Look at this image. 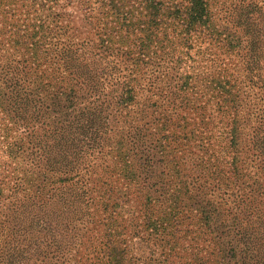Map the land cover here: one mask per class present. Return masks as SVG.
<instances>
[{"label": "trees", "instance_id": "1", "mask_svg": "<svg viewBox=\"0 0 264 264\" xmlns=\"http://www.w3.org/2000/svg\"><path fill=\"white\" fill-rule=\"evenodd\" d=\"M56 1L30 0V4L43 7ZM79 3L98 15L94 27L102 51H88V44L83 42H69L60 48L55 43L51 47V55L61 61L77 83V92L43 90L40 83L29 81L28 72L23 73L24 67L19 66V62L25 63L23 60L0 64V110L14 127L30 133L23 151L28 176L15 188L23 194L9 197V216L4 217V223H9L11 217L14 226L20 218L23 234L29 235L25 247L32 250V257H38L46 256L44 250L39 252L42 246L48 249L57 245L51 233L84 221L89 199L88 179H83V173L90 168L93 153L102 152L112 119L115 126L119 123L127 128L113 146L121 174L147 184L146 190L157 193L167 203L161 218L150 222V200L145 198L144 207L150 215L146 217L150 222L147 228L153 234L166 244L174 243L179 232L178 216L185 210L194 214L192 217L199 224L201 243H211L213 264H264V110H259L249 133L242 135L238 123L240 104L230 81L210 79L202 87L193 73L198 57L210 51V46L227 53L244 44L241 51L246 80L264 94V73L260 74L264 69V45L259 44L264 35L256 20H251L254 13L249 6L241 7L245 8L237 15V26L245 39L239 40L219 31L207 0ZM20 30L17 29L21 32L16 36L18 40L31 42L32 46L46 42V36L33 41L37 32ZM203 43L206 45L201 49ZM111 54L126 63V75L118 77L120 69L109 60ZM114 75L116 80L121 78L115 86L119 91L111 101H106L101 92L104 78L112 79ZM161 75L165 78L162 99L172 108L159 114L149 113L144 104L135 102V89L142 83L153 86ZM194 88L208 90L217 99V111L228 119L221 132L224 145L215 155L213 149L207 154L209 138H201L193 128L185 131L173 113L175 105L185 101L183 93ZM49 109L58 118L51 117ZM196 109L199 107L194 105L193 110ZM116 114L120 116L118 120H114ZM150 127L153 132L147 133ZM177 130L180 137L176 136ZM191 141L203 152L193 146L199 156L191 160L188 170L183 164L179 170L183 158L176 154L188 148ZM22 149L21 144H6V153L13 160L21 156ZM168 156L171 158L164 164L162 158ZM251 163L255 168L252 174L247 171L252 169ZM157 165L161 168L156 174ZM5 204L0 193V218L4 216ZM53 216L57 221H48ZM59 235L57 232L56 236ZM1 242L0 263L4 256L10 260L16 246L5 239ZM107 250L108 264H122L120 253ZM191 256L188 264H210L203 256Z\"/></svg>", "mask_w": 264, "mask_h": 264}, {"label": "rangeland", "instance_id": "2", "mask_svg": "<svg viewBox=\"0 0 264 264\" xmlns=\"http://www.w3.org/2000/svg\"><path fill=\"white\" fill-rule=\"evenodd\" d=\"M0 1L2 2L0 4V64L10 60H23L25 63L19 62V66L24 67L23 73L28 72L29 81L40 83L43 85V90L54 93L61 91L62 94H67L70 90L77 92V83L63 68L61 61L51 55V47L55 43V46L60 48L69 42H83L88 44L90 48L88 51L100 53L103 47L94 27V22L98 18L97 13L80 5L79 0H57L43 7L30 4V0ZM207 2L213 14V23L224 35L239 40L245 39L237 26V15L240 9L245 8H241L242 6H249L254 13L251 20H256L254 22L259 24L258 28L262 27L261 32L264 35V0H207ZM17 29H21L20 31L23 29V33L35 31L37 34L33 41L46 36V42L32 46L31 42H25L22 38L18 40L16 36L19 37L21 32ZM196 41L198 42L199 38ZM259 44L264 45V38ZM200 45L202 49L206 43ZM244 47L243 44L240 48H233L225 53L222 49L210 46V51L198 57L199 61L194 65L193 71L196 74V81L202 87L210 79L230 81L233 86L232 93L236 95L237 103L240 104L238 123L242 135L249 133V128L254 126L255 117L260 113L259 110H264V94L258 86L251 85L246 80L244 51H241ZM262 50L264 51V47ZM111 55L113 57L109 60L117 63V69H120L118 77L126 75L127 70L123 71L127 69L126 63L121 57ZM263 73L264 69L260 71V74ZM104 79L106 81L101 92L105 95L106 101H111L119 91L115 86L121 78L116 80L114 75L112 79ZM164 83L165 78L162 75L151 87L142 83L135 89V102L138 105L144 104L149 113L159 114L164 109L171 110L172 107H167L162 99ZM192 84L195 86L197 83ZM195 89H187L183 93L181 97L185 101L183 100L181 105L178 102L173 113L177 117V123L182 124L185 131L193 128L201 138L208 137L207 154L212 153L213 149L215 155L224 145L221 132H223L222 126L228 119L217 111V99L208 90L202 88L195 91ZM186 101L189 102L185 104ZM194 105L199 109L193 110ZM51 110L48 111L49 115L58 118L51 113ZM119 117L116 114L114 120H118ZM110 125L111 132L107 134L108 140L102 142V152L98 155L93 153L90 168L87 169L86 174L83 173V179H88V216L80 224H70L66 230L63 226L51 233L55 235L57 245L48 249L42 246L39 252L44 250L46 256L40 254L38 257H32V250L25 247L29 235L23 234L21 229L24 224L21 223V219L18 218L14 226L10 223L11 217L7 220L9 223H4V217L9 216L7 212L9 197L13 195L19 197L23 194L15 188L23 183V177L28 176L25 172L23 151L30 133L14 127L0 110V193L6 203L4 216L0 218V235L3 234L2 237L0 236V256L2 255L1 240L16 243L14 251L10 253L12 254L10 260H6L7 257L4 256L0 264H13V261L16 262L15 264H108L107 249L120 253L122 264H188L191 255L194 254L203 256L208 263L213 264L215 257L211 254V243L202 244L199 240V224L192 217L194 214L185 210L179 214L177 221L179 232L174 243H164L160 240V236L153 234L147 228L152 220L158 221L161 218L160 213L166 210L167 203L158 198L157 193L153 194L152 190H146L147 184L143 185L135 179L129 180L121 174V166L119 163L116 164L118 158L114 144L120 135H125L127 128L119 123L115 126L112 119ZM149 132H153V127L149 128L147 133ZM178 132L179 130L176 136L180 137ZM11 142L21 144L23 147L21 156L15 157L14 160L6 153V144ZM189 145L176 154L177 158H183L182 161L179 160L181 164L179 170H182V164L188 170L191 160H195L200 154L194 148L197 143L191 141ZM196 149L203 152L198 146ZM170 158L171 156L162 158L164 164H167ZM203 159H206V156ZM155 168L157 174L161 167L157 165ZM254 169L252 166V169L247 171L252 174ZM172 181L174 182L173 179ZM145 198L150 200L148 210L152 212V217L147 214V209L144 207ZM147 216L150 217V222L146 221ZM48 221L57 220L53 216L48 218ZM57 232L59 236H56Z\"/></svg>", "mask_w": 264, "mask_h": 264}]
</instances>
